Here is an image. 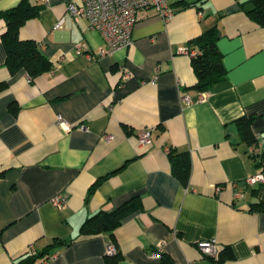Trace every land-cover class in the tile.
<instances>
[{"label":"crops","instance_id":"crops-1","mask_svg":"<svg viewBox=\"0 0 264 264\" xmlns=\"http://www.w3.org/2000/svg\"><path fill=\"white\" fill-rule=\"evenodd\" d=\"M19 1L0 0V11ZM30 1L38 14L18 34L53 66L32 79L11 73L0 19V264L55 238L66 243L32 264H106L110 242L115 264H160L162 254L169 264H264V211L249 208L260 184L245 181L264 175V26L247 13L251 0H167L169 17L147 9L130 43L105 54L100 33L71 15L67 0ZM211 27L226 77L199 91L188 42ZM242 116L254 148L239 134ZM170 146L190 155L187 184L171 172ZM134 195L141 208L113 236L81 233L89 216ZM211 239L230 256L203 254L197 242Z\"/></svg>","mask_w":264,"mask_h":264},{"label":"trees","instance_id":"trees-1","mask_svg":"<svg viewBox=\"0 0 264 264\" xmlns=\"http://www.w3.org/2000/svg\"><path fill=\"white\" fill-rule=\"evenodd\" d=\"M185 4V3H183ZM40 5L32 3L30 0H20L15 6L0 11V19L5 23V28L1 34V40L5 48L4 64L12 73L18 69H24L28 77H33L48 71L52 68V61L40 50L39 44L30 38H20L18 32L20 26L30 17L38 14ZM247 13L252 19L264 26V0H251ZM218 32L216 27H211L202 31L199 35L191 38L188 42V50L194 51L191 54V66L196 76L193 87L199 91L208 90L213 84L220 82L226 77V69L222 64V54L219 51L216 40ZM4 82L0 86H4ZM238 131L241 139L254 148L256 137L251 130V119L249 117H239L236 119ZM168 158L171 172L183 184H187L190 175V155L186 150H179L175 147L168 148ZM261 165V160L259 162ZM97 178L90 186L93 189L99 182ZM252 188V193L257 200L250 203L249 208L256 211H264V184ZM141 208L140 198L134 195L120 205L110 209H100L89 216L81 224L80 231L84 235H92L100 232H107L113 236V230L122 222L128 214ZM66 241L55 238L39 252L27 253L15 260L13 264H32L37 260L44 262L52 254L55 245L65 244ZM107 256L106 264H115V255ZM230 256V252L223 253L218 250L214 259L220 261L224 257ZM170 257L162 254L160 264H169Z\"/></svg>","mask_w":264,"mask_h":264},{"label":"built area","instance_id":"built-area-1","mask_svg":"<svg viewBox=\"0 0 264 264\" xmlns=\"http://www.w3.org/2000/svg\"><path fill=\"white\" fill-rule=\"evenodd\" d=\"M66 6L71 15L85 17L88 26L100 33L105 43V46L99 51L100 54L110 53L128 45L135 22L147 9H155L164 18L169 17L173 12L167 0H81L80 3L67 0ZM61 24L62 18L57 20L55 27H60ZM79 51L80 49L77 48V52ZM189 52L194 53V51ZM204 98L205 95L201 94L199 100H204ZM184 99L189 101L187 96ZM56 122L64 130H68L71 126L60 115L57 116ZM139 141L148 143L150 141L149 131L141 130ZM262 164H264V154L261 156ZM245 181L248 185H255L264 182V175L258 171L256 174L246 177ZM64 200L60 194L52 199L56 206H61ZM197 245L202 253L209 257H216L218 254V247L214 239L200 240ZM116 251V246L110 242L107 245V253L114 254Z\"/></svg>","mask_w":264,"mask_h":264}]
</instances>
